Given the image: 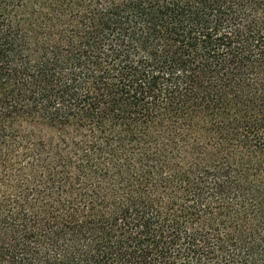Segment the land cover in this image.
<instances>
[{
  "label": "trees",
  "instance_id": "1",
  "mask_svg": "<svg viewBox=\"0 0 264 264\" xmlns=\"http://www.w3.org/2000/svg\"><path fill=\"white\" fill-rule=\"evenodd\" d=\"M0 264H264V0H0Z\"/></svg>",
  "mask_w": 264,
  "mask_h": 264
}]
</instances>
